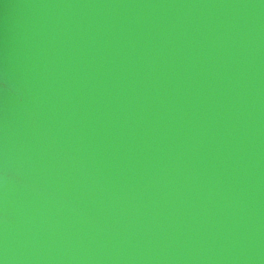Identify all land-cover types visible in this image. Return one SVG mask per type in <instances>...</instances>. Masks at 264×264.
Returning a JSON list of instances; mask_svg holds the SVG:
<instances>
[{"label":"water","instance_id":"1","mask_svg":"<svg viewBox=\"0 0 264 264\" xmlns=\"http://www.w3.org/2000/svg\"><path fill=\"white\" fill-rule=\"evenodd\" d=\"M0 264H264V0H0Z\"/></svg>","mask_w":264,"mask_h":264}]
</instances>
